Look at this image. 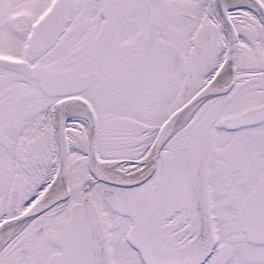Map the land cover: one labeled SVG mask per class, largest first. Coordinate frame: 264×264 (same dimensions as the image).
Wrapping results in <instances>:
<instances>
[{"label": "snow or ice", "instance_id": "obj_1", "mask_svg": "<svg viewBox=\"0 0 264 264\" xmlns=\"http://www.w3.org/2000/svg\"><path fill=\"white\" fill-rule=\"evenodd\" d=\"M0 264H264V0H0Z\"/></svg>", "mask_w": 264, "mask_h": 264}]
</instances>
